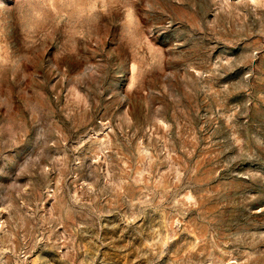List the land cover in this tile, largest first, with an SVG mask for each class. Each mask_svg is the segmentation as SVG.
<instances>
[{"label": "rangeland", "instance_id": "obj_1", "mask_svg": "<svg viewBox=\"0 0 264 264\" xmlns=\"http://www.w3.org/2000/svg\"><path fill=\"white\" fill-rule=\"evenodd\" d=\"M0 264H264V0H0Z\"/></svg>", "mask_w": 264, "mask_h": 264}]
</instances>
